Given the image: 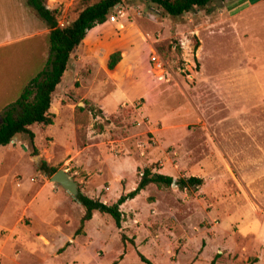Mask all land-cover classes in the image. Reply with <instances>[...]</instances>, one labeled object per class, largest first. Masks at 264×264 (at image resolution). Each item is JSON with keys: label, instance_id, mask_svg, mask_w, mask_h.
Here are the masks:
<instances>
[{"label": "rangeland", "instance_id": "374dc122", "mask_svg": "<svg viewBox=\"0 0 264 264\" xmlns=\"http://www.w3.org/2000/svg\"><path fill=\"white\" fill-rule=\"evenodd\" d=\"M255 1L212 0L173 18L122 0L125 17L88 32L54 93L55 123L32 127L38 152L27 135L0 146V264H145L139 253L154 264H264V6ZM67 4L59 21L72 23L84 5ZM44 162L110 204L146 167L203 184H151L122 205L121 229L96 212L77 235L85 208Z\"/></svg>", "mask_w": 264, "mask_h": 264}, {"label": "trees", "instance_id": "16d2710c", "mask_svg": "<svg viewBox=\"0 0 264 264\" xmlns=\"http://www.w3.org/2000/svg\"><path fill=\"white\" fill-rule=\"evenodd\" d=\"M157 5L162 13L173 18H179L197 8H207L212 0H141ZM83 2V8L78 16L65 27L59 25L60 9H51L47 0H27L28 5L36 12L51 29L50 54L46 67L34 77L24 88L20 97L8 105L0 113V146H8L19 135L30 138L33 151L38 152L35 144L36 133L32 127L36 124L50 126L55 123L56 114L51 111L54 93L68 69L72 55L77 51L88 35V32L98 25L108 22L115 6L122 0H78ZM199 47V40L195 39L194 51ZM181 54V48L178 47ZM121 60L119 51L111 54L108 67L114 69ZM91 111L96 109L91 106ZM99 112H102L100 109ZM43 169L56 173L58 169L43 163ZM174 177L153 171L151 167L144 168L137 186L128 193L122 194L115 203L104 202L92 198L80 190L78 202L85 208L80 226L76 234H82L87 222L91 221L96 212L110 215L116 226L121 229L125 214L121 207L129 200L135 199L149 185H173ZM181 188L198 187L203 184L200 177L181 178L178 180ZM125 239V235H123ZM145 264H154L149 258L139 253ZM252 264V263H250Z\"/></svg>", "mask_w": 264, "mask_h": 264}, {"label": "crops", "instance_id": "0c3cea01", "mask_svg": "<svg viewBox=\"0 0 264 264\" xmlns=\"http://www.w3.org/2000/svg\"><path fill=\"white\" fill-rule=\"evenodd\" d=\"M253 3L258 10L264 6V0ZM50 32L27 0H0V113L15 102L27 84L46 67ZM84 42L86 38L82 45Z\"/></svg>", "mask_w": 264, "mask_h": 264}, {"label": "water", "instance_id": "95a60500", "mask_svg": "<svg viewBox=\"0 0 264 264\" xmlns=\"http://www.w3.org/2000/svg\"><path fill=\"white\" fill-rule=\"evenodd\" d=\"M81 105H83L81 103ZM38 159V157H37ZM177 178H174L173 186H177ZM52 183L61 185L66 191H68L74 199L78 200L80 195V188L78 182L69 174L65 169H59L51 178ZM79 201V200H78Z\"/></svg>", "mask_w": 264, "mask_h": 264}, {"label": "built area", "instance_id": "2783aa9c", "mask_svg": "<svg viewBox=\"0 0 264 264\" xmlns=\"http://www.w3.org/2000/svg\"><path fill=\"white\" fill-rule=\"evenodd\" d=\"M54 4H56L53 8H59L60 7V11H65L67 8H68V4L67 3H70L73 4L75 2H77L78 0H52ZM61 5H64L65 8L64 10H62L61 8ZM49 8H52L50 6H48ZM126 10L124 9V7L122 6V4H118L117 6L114 7L110 17H109V20L108 22H118L119 19L121 17H125L126 16ZM68 24H70V22H67V21H59V25L61 27H65L67 26ZM122 27H124V24H122Z\"/></svg>", "mask_w": 264, "mask_h": 264}]
</instances>
